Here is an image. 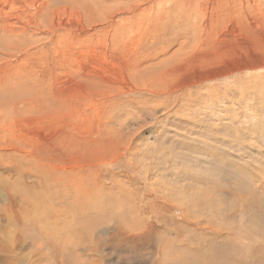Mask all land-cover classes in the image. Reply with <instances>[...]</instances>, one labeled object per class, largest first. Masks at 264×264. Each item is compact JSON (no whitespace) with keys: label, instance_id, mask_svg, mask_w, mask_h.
<instances>
[{"label":"rangeland","instance_id":"rangeland-1","mask_svg":"<svg viewBox=\"0 0 264 264\" xmlns=\"http://www.w3.org/2000/svg\"><path fill=\"white\" fill-rule=\"evenodd\" d=\"M248 1L0 0V264H264Z\"/></svg>","mask_w":264,"mask_h":264},{"label":"bare ground","instance_id":"bare-ground-1","mask_svg":"<svg viewBox=\"0 0 264 264\" xmlns=\"http://www.w3.org/2000/svg\"><path fill=\"white\" fill-rule=\"evenodd\" d=\"M233 1V0H232ZM236 1V0H235ZM238 1H240V0H238ZM221 2V1H220ZM228 2V1H227ZM230 2V1H229ZM242 2V1H241ZM248 2H250V0L248 1ZM240 3V2H239ZM252 4V3H251ZM250 5V4H249ZM253 7V6H252ZM248 8V7H247ZM256 9V8H255ZM255 12V11H254ZM251 13V12H250ZM251 20V19H250ZM208 36H209V34H208ZM221 43V42H220ZM214 44V43H213ZM213 46V45H212ZM211 47V46H210ZM208 49V48H207ZM257 69V68H256ZM172 88V87H171Z\"/></svg>","mask_w":264,"mask_h":264}]
</instances>
